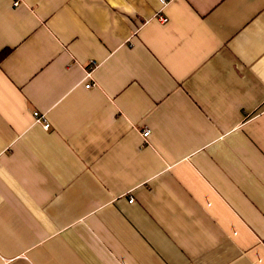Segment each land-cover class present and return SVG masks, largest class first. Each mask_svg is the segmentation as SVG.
<instances>
[{"label":"crops","instance_id":"crops-1","mask_svg":"<svg viewBox=\"0 0 264 264\" xmlns=\"http://www.w3.org/2000/svg\"><path fill=\"white\" fill-rule=\"evenodd\" d=\"M0 57V264H264V0H0Z\"/></svg>","mask_w":264,"mask_h":264},{"label":"built area","instance_id":"built-area-1","mask_svg":"<svg viewBox=\"0 0 264 264\" xmlns=\"http://www.w3.org/2000/svg\"><path fill=\"white\" fill-rule=\"evenodd\" d=\"M160 1H161V3H162L163 5L167 3V0H160ZM15 5H17V2L15 3ZM160 19H161V21L164 22V23H166V22L168 21V18L165 17V16H161ZM97 67H98V63H97V61H95V60H91V61L89 62V64H88V68H87V71H86V72H87V79H91V76H92V74H93V71H94L95 68H97ZM89 81H90V80H89ZM86 87H87V88H91V87H93V84H92L91 82H88V83L86 84ZM34 115H35V118H36V121H37V122L43 123V126H44L46 129L50 128V124H49V122H47V120H46L43 116H41L38 112H36ZM143 136H144L145 138H148V137L150 136V131H149V130H144V132H143ZM130 202H134V200L132 199Z\"/></svg>","mask_w":264,"mask_h":264},{"label":"trees","instance_id":"trees-1","mask_svg":"<svg viewBox=\"0 0 264 264\" xmlns=\"http://www.w3.org/2000/svg\"><path fill=\"white\" fill-rule=\"evenodd\" d=\"M1 58V57H0Z\"/></svg>","mask_w":264,"mask_h":264}]
</instances>
